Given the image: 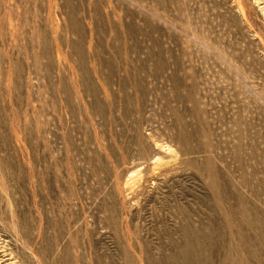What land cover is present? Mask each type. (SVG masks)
Listing matches in <instances>:
<instances>
[{
	"label": "rangeland",
	"instance_id": "rangeland-1",
	"mask_svg": "<svg viewBox=\"0 0 264 264\" xmlns=\"http://www.w3.org/2000/svg\"><path fill=\"white\" fill-rule=\"evenodd\" d=\"M0 247L264 264V0H0Z\"/></svg>",
	"mask_w": 264,
	"mask_h": 264
},
{
	"label": "bare ground",
	"instance_id": "bare-ground-1",
	"mask_svg": "<svg viewBox=\"0 0 264 264\" xmlns=\"http://www.w3.org/2000/svg\"><path fill=\"white\" fill-rule=\"evenodd\" d=\"M154 180V179H153ZM153 184V183H152ZM186 224H187V221H185ZM4 249V248H3ZM1 247H0V262H5L7 260H5L6 257H10L11 255L7 253L6 250H3Z\"/></svg>",
	"mask_w": 264,
	"mask_h": 264
}]
</instances>
